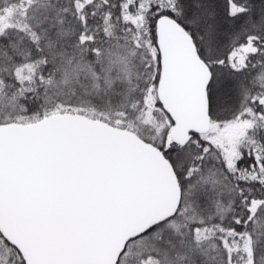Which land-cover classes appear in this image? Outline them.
<instances>
[{
	"label": "snow or ice",
	"instance_id": "6c2138e0",
	"mask_svg": "<svg viewBox=\"0 0 264 264\" xmlns=\"http://www.w3.org/2000/svg\"><path fill=\"white\" fill-rule=\"evenodd\" d=\"M0 264H264V0H0Z\"/></svg>",
	"mask_w": 264,
	"mask_h": 264
}]
</instances>
